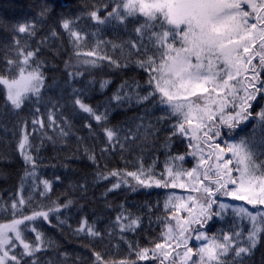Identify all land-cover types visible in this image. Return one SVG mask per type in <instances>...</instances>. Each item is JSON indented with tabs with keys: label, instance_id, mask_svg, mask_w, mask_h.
<instances>
[{
	"label": "snow or ice",
	"instance_id": "snow-or-ice-1",
	"mask_svg": "<svg viewBox=\"0 0 264 264\" xmlns=\"http://www.w3.org/2000/svg\"><path fill=\"white\" fill-rule=\"evenodd\" d=\"M60 7L58 0H41L31 19L0 18V115L20 118L17 151L24 164L12 197L0 198V264H76L57 252L45 223L87 238L90 264H256L264 248V0H99L72 16ZM46 50L68 53L62 83L49 81ZM103 67L140 71L146 79L97 81L93 70ZM97 84L107 98L93 105L85 98ZM135 107L142 112L131 122L113 123V111ZM65 110L93 140L89 146L77 136V151L94 168L92 182H107L106 207H113L108 194L122 188L182 193H168L162 210L157 202L133 213L120 203L103 223L90 221L72 198L53 199L52 182L39 178L40 150L45 139L66 143L75 135ZM37 131L41 142L34 145L30 136ZM161 136L165 160L157 172L158 157L146 167L143 153ZM173 138L186 142L183 154H172ZM117 158L125 166L109 167ZM77 186L86 195L87 179ZM74 206L80 214L73 229ZM154 223L160 231L156 238L145 234L148 246L126 235ZM50 252L63 258L45 259Z\"/></svg>",
	"mask_w": 264,
	"mask_h": 264
},
{
	"label": "trees",
	"instance_id": "trees-1",
	"mask_svg": "<svg viewBox=\"0 0 264 264\" xmlns=\"http://www.w3.org/2000/svg\"><path fill=\"white\" fill-rule=\"evenodd\" d=\"M41 0H0V18H10V19H31L36 12L38 11V5ZM99 2V0H58V3L61 5L58 12L62 11L65 16L75 15L82 10L86 9L92 3ZM85 20L81 21V26L83 27L86 24ZM48 29L46 24L44 27V32ZM40 35H43V32H39L37 39ZM108 38V35L105 36ZM33 44L36 41H32ZM55 48H60L61 45L58 42ZM69 46L65 42L63 48L67 49ZM68 53L61 50L59 55L56 56L53 51H45V59L49 62V67L45 69L46 74L49 76V81L54 77L57 81L63 82L66 79V73L64 72V60L67 59ZM54 65V67L52 66ZM93 72L96 74L95 78L97 81L101 79H110L113 81V84H118L122 79H126L130 75H135L137 79L143 81L146 79V74L137 71L132 72L131 69L124 72H117L115 70L103 67L100 69H94ZM80 84L77 83V87ZM112 89V85L109 86ZM114 90V89H112ZM70 91V89L68 90ZM105 93H102L99 90L97 84L96 90L86 97V102H90L93 105L102 104L106 99ZM4 103V98L2 93H0V106ZM3 109L0 107V112ZM142 109L128 108L123 110H116L112 112L113 123L115 124H125L133 120V118L140 114ZM43 113V109H42ZM64 115L73 124V131L75 135H70L67 137L66 143H60L57 141L56 144H52L46 139L43 141L44 146L40 150V160L41 164L38 168L40 180H49L53 184V191L50 193L53 199H65L66 197L72 198L75 204H82L84 207V215H86L90 221L96 220L97 217H101L100 223H103V219L107 216H115V206L124 203L125 207L129 208L133 213H136L142 205L150 204L155 206L159 202L161 210L163 202L166 199V196L170 192H175L176 194H181L183 190L181 189H165V188H151V189H140L137 192L133 193L126 189L118 190L116 193H109L108 200L112 204V208H108L104 203V196L102 195L105 191L103 184L107 182H102L99 184H94L92 182V173L94 168L91 165V162L83 154V151H77L79 147V142L77 141V136L85 137V143L91 146L93 144L92 138L88 135L87 130L82 127L81 120L79 117L73 118L72 112L70 110H65ZM23 116L29 120L28 129L31 132V114L26 109L23 113ZM19 117H16L9 113L7 116L0 115V198L3 201H7L12 197L13 193L16 191L20 177L23 174L24 164L19 152L17 151V141L20 138L19 132ZM46 120V117H45ZM244 127V132L242 135L247 134L252 125L249 122L248 125ZM7 128V131H5ZM48 135L56 136V133L52 129H44ZM239 131V130H237ZM174 143L171 145L172 154H183L186 147V142H182L178 138H173ZM30 140L34 145H38L41 142L40 131L32 134ZM97 151L99 144L97 142ZM73 158H69V157ZM158 157L157 163V172L162 170V165L165 160V151L163 147V136L157 142L155 146H152L150 149L144 151L143 158L145 166L151 163L153 158ZM130 161L127 165L129 169H132L135 165V156L127 157ZM188 159H191L188 157ZM109 167L117 166L124 167V162L117 159L108 160ZM187 166V165H186ZM59 176L61 179L59 181L55 180V177ZM84 179H87L88 182V191L85 194L81 193L80 188L77 186ZM42 188L43 185L41 184ZM235 203H243L238 201ZM79 212L74 208L68 213L69 220L68 222L72 224L74 229L77 224L76 220L79 216ZM4 214L0 213V219H3ZM55 223V221H53ZM43 230L46 232V235L51 237L59 245L57 252H67L69 260H76V264H90L91 253L88 248L84 247L89 243L88 239L83 236H74L72 234V229H67L66 227L61 230L60 228L50 227L47 223L44 224ZM215 229H213L214 231ZM140 232L138 236H134L132 233H127L129 239H137L141 246H148V237L156 238L159 234V226L153 224L151 229L148 228L147 224L144 225L143 230H137ZM146 234V235H145ZM97 250L105 252L103 246H97ZM126 254V246L121 245V255ZM264 255V248H258L254 260L256 264H259L261 256ZM47 258L53 259H62L57 255L56 252H50ZM139 264H152L151 261H140Z\"/></svg>",
	"mask_w": 264,
	"mask_h": 264
}]
</instances>
